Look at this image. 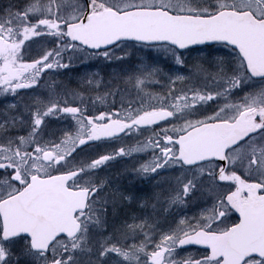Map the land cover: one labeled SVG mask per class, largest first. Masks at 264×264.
I'll return each instance as SVG.
<instances>
[{
  "label": "snow or ice",
  "instance_id": "obj_1",
  "mask_svg": "<svg viewBox=\"0 0 264 264\" xmlns=\"http://www.w3.org/2000/svg\"><path fill=\"white\" fill-rule=\"evenodd\" d=\"M0 264H264V0H0Z\"/></svg>",
  "mask_w": 264,
  "mask_h": 264
}]
</instances>
